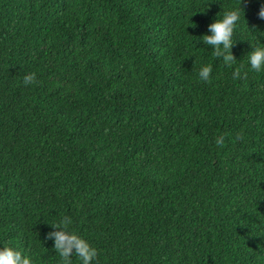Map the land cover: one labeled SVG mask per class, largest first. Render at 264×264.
Instances as JSON below:
<instances>
[{
  "label": "trees",
  "instance_id": "16d2710c",
  "mask_svg": "<svg viewBox=\"0 0 264 264\" xmlns=\"http://www.w3.org/2000/svg\"><path fill=\"white\" fill-rule=\"evenodd\" d=\"M240 6L229 68L199 37ZM262 6L0 0V249L63 264L68 217L92 264H264Z\"/></svg>",
  "mask_w": 264,
  "mask_h": 264
},
{
  "label": "clouds",
  "instance_id": "9594fccd",
  "mask_svg": "<svg viewBox=\"0 0 264 264\" xmlns=\"http://www.w3.org/2000/svg\"><path fill=\"white\" fill-rule=\"evenodd\" d=\"M243 9L237 8L223 13L222 18L216 19L208 25L210 34H204L199 40L208 46H211L213 55L216 59H222L223 63L231 68L236 63V57L232 53L235 41L233 35L237 28ZM244 16V13H243ZM258 16L264 19V6L259 10ZM192 27H196L195 24ZM248 65L254 72L260 73L264 71V47H255L248 53ZM213 67L211 64L205 65L199 72V77L204 82H209ZM247 76L246 72H242L240 67H236L232 73L233 79H241ZM36 73H28L23 77L24 85L36 84ZM218 145H222L223 138L216 141ZM71 220L64 217L59 223L51 225L57 231L49 232L46 239H54V249L62 258L63 264H71V256L75 253L81 259L82 264H92L96 259L97 250L89 245L86 241L79 238L74 233L67 231ZM0 264H33L30 257L22 254L21 251L12 247L0 249Z\"/></svg>",
  "mask_w": 264,
  "mask_h": 264
}]
</instances>
